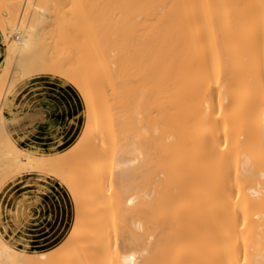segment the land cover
I'll use <instances>...</instances> for the list:
<instances>
[{
  "label": "bare ground",
  "instance_id": "obj_1",
  "mask_svg": "<svg viewBox=\"0 0 264 264\" xmlns=\"http://www.w3.org/2000/svg\"><path fill=\"white\" fill-rule=\"evenodd\" d=\"M0 57V264H264V0H0ZM39 73L83 105L49 146ZM48 174L71 219L36 247Z\"/></svg>",
  "mask_w": 264,
  "mask_h": 264
},
{
  "label": "rangeland",
  "instance_id": "obj_2",
  "mask_svg": "<svg viewBox=\"0 0 264 264\" xmlns=\"http://www.w3.org/2000/svg\"><path fill=\"white\" fill-rule=\"evenodd\" d=\"M11 67L8 76L11 75L12 77L16 71V66L12 64ZM27 81L28 86L37 85L42 89V92L38 93V103L46 117L45 120H37L27 126V138L39 142L44 146H49V144L54 142L53 134L63 138L65 141L75 137L80 130L83 110L81 96L75 87L63 81L58 76L47 73L34 74ZM71 119L73 120L71 121ZM50 123L59 126V130H56L55 127L50 129ZM29 178H31L30 181H27ZM34 180V177L9 180L8 184L11 186L5 185L1 190V196L4 202L6 201V206L12 203L10 200L12 193L21 194L23 192H29L32 195L36 194ZM43 182L45 183V190L38 193L40 196L38 207L36 206L33 209L34 217L27 226L28 235L36 247L48 246L51 241L62 236L66 228L70 225L72 211L68 194L61 183L49 174L47 176L45 175ZM8 189H11L12 193Z\"/></svg>",
  "mask_w": 264,
  "mask_h": 264
}]
</instances>
